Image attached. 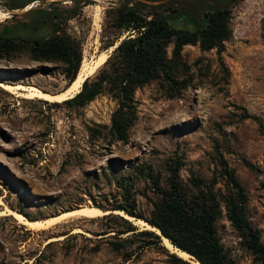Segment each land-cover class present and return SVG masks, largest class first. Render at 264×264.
I'll list each match as a JSON object with an SVG mask.
<instances>
[{"label":"rangeland","instance_id":"rangeland-1","mask_svg":"<svg viewBox=\"0 0 264 264\" xmlns=\"http://www.w3.org/2000/svg\"><path fill=\"white\" fill-rule=\"evenodd\" d=\"M88 1L83 15L65 26L82 40V62L110 54L112 48L101 49L100 36L106 9L119 3ZM8 4L0 0V32L24 29L29 9L46 5L36 0L7 10ZM228 26L220 53L199 44L183 47L173 88L159 77L135 91L136 119L125 141L111 131L117 102L106 93L78 107L26 100L0 88V264H169L161 247L174 252L163 237L148 245L144 237L119 234L124 215L110 209L134 207L149 216L172 178L189 195L223 191L217 153L243 187L246 217L264 243V0H239ZM63 70L61 62L35 60L25 42L0 44V82L59 94L66 90ZM171 91L177 97L169 98ZM85 206L108 213L69 218L41 231L3 214L13 210L45 220ZM76 228L81 232L73 233ZM216 233L231 264H261L224 211Z\"/></svg>","mask_w":264,"mask_h":264},{"label":"trees","instance_id":"trees-1","mask_svg":"<svg viewBox=\"0 0 264 264\" xmlns=\"http://www.w3.org/2000/svg\"><path fill=\"white\" fill-rule=\"evenodd\" d=\"M35 1L9 0L7 10H21ZM62 1L65 0H42L45 6L31 7L28 13L32 18L24 29L5 27L0 32V44L11 46L22 41L27 43L35 60L61 62L68 89L81 70L83 55L82 40L69 35L65 26L83 15V8L89 1L66 0L71 4L61 5ZM118 1L117 5L106 9L100 36L102 50L117 46L101 68L82 83L80 92L64 103L83 107L99 95H110L117 102L111 131L119 141H125L128 129L136 119L135 91L159 77H163L171 88L177 85L174 76L184 46L199 44L203 51L216 49L220 53L230 35L231 8L239 0ZM125 33L128 35L122 39ZM169 47H172L170 59L167 56ZM184 86L182 83L181 87ZM168 97H177V93L171 91ZM217 155L224 178L223 191L216 193L207 189L204 193L189 195L172 178L169 187L159 191L160 200L153 204L149 216L137 213L134 207L119 206L110 210L123 211L158 229L173 247L188 253L199 264H231L216 233V223L224 211L226 219L243 238L247 250L264 264V243L246 217L245 191L221 153ZM249 167L259 172L254 166ZM120 219L125 228L119 234L144 237L150 242L148 245L161 243V237L154 232L140 230L131 221ZM161 248L166 251L169 264H192L169 253L165 247Z\"/></svg>","mask_w":264,"mask_h":264},{"label":"bare ground","instance_id":"bare-ground-1","mask_svg":"<svg viewBox=\"0 0 264 264\" xmlns=\"http://www.w3.org/2000/svg\"><path fill=\"white\" fill-rule=\"evenodd\" d=\"M107 57H108V53H103L91 62L84 60L81 70L77 75L76 80L72 83V86L59 94H50L44 92L41 88H39L36 85H25V84L13 85L10 83L0 82V88L5 90L6 92L16 95L17 97H22L26 100L39 99L51 103H64L65 100L74 97L77 94V92L80 91L84 79L94 74L97 71V69L101 67V65L104 63ZM13 80H17V78L14 77ZM106 213L108 212H104L103 210H100L95 206H85L81 209H77L72 212L62 213L57 216L49 217L45 220H30L22 213L13 210H7L3 214L13 216L21 225L26 226L28 230L41 231L59 225L64 220L69 218H73V217L95 218ZM118 213H121L122 215H124V217L126 216L125 218L128 217L127 215L123 214L120 211ZM128 219L135 220L136 224L140 225L143 229H148L158 233V230L156 228L149 226L148 224H146L145 222L139 219L137 220L131 217H128ZM79 232H81L80 228H76L73 231V233H79ZM164 244L170 250L178 254L183 259L190 260L191 256L188 253L173 247L167 239H164Z\"/></svg>","mask_w":264,"mask_h":264},{"label":"water","instance_id":"water-1","mask_svg":"<svg viewBox=\"0 0 264 264\" xmlns=\"http://www.w3.org/2000/svg\"><path fill=\"white\" fill-rule=\"evenodd\" d=\"M116 46H117V45H115L114 47H112V50L110 51V54H111V52L114 50V48H115ZM110 54H108V57H109ZM108 57H107V58H108ZM105 61H106V60H105ZM105 61H104V62H105ZM103 64H104V63H103ZM103 64H102V65H103ZM102 65H101V66H102ZM99 68H101V67H99ZM99 68H98V69H99ZM98 69H97V70H98ZM96 72H97V71H96ZM96 72H95V73H96ZM95 73H94V74H95ZM94 74H92L91 76L86 77V78L84 79V81H85L87 78L92 77ZM76 78H77V75H76L74 81L76 80ZM74 81H73V82H74ZM84 81H83V82H84ZM73 82H72V83H73ZM81 87H82V85H81ZM80 90H81V88H80ZM79 92H80V91H79ZM79 92H77V93H79ZM128 217H129V216H128ZM123 218H125V217H123ZM125 219H127V218H125ZM133 219H136V218H133ZM127 220H128V219H127ZM129 221H130V220H129ZM141 221H142V220H141ZM143 222H144V221H143ZM145 223H146V222H145ZM146 224H147V223H146ZM148 225H149V224H148ZM149 226H150V225H149ZM143 230H148V229H143ZM157 230H158V229H157ZM150 231H151V230H150ZM152 232H154V231H152ZM154 233L157 234V235L160 236V237H163V236L161 235V233H160L159 230H158V233H156V232H154ZM163 239H166V238L163 237ZM174 254H175V253H174ZM177 256H178V255H177ZM184 260H185V259H184Z\"/></svg>","mask_w":264,"mask_h":264}]
</instances>
